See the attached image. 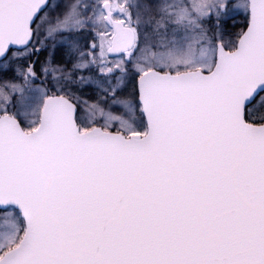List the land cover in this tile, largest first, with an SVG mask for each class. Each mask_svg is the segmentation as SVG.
Instances as JSON below:
<instances>
[{
	"label": "snow or ice",
	"instance_id": "obj_1",
	"mask_svg": "<svg viewBox=\"0 0 264 264\" xmlns=\"http://www.w3.org/2000/svg\"><path fill=\"white\" fill-rule=\"evenodd\" d=\"M0 264H264V0H0Z\"/></svg>",
	"mask_w": 264,
	"mask_h": 264
},
{
	"label": "trees",
	"instance_id": "obj_2",
	"mask_svg": "<svg viewBox=\"0 0 264 264\" xmlns=\"http://www.w3.org/2000/svg\"><path fill=\"white\" fill-rule=\"evenodd\" d=\"M41 59H43V57H41Z\"/></svg>",
	"mask_w": 264,
	"mask_h": 264
}]
</instances>
